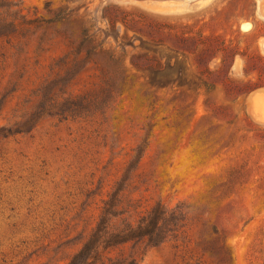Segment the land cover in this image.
<instances>
[{"label":"rangeland","instance_id":"1","mask_svg":"<svg viewBox=\"0 0 264 264\" xmlns=\"http://www.w3.org/2000/svg\"><path fill=\"white\" fill-rule=\"evenodd\" d=\"M261 1L0 0V264H264Z\"/></svg>","mask_w":264,"mask_h":264},{"label":"trees","instance_id":"2","mask_svg":"<svg viewBox=\"0 0 264 264\" xmlns=\"http://www.w3.org/2000/svg\"><path fill=\"white\" fill-rule=\"evenodd\" d=\"M113 201L105 202L97 228L92 234L90 240L86 241L81 249L72 257L68 264H93L99 248H108L118 244L131 242H143L146 246H158L165 240V232H173L178 228L179 218L176 215L177 210H171L167 215V211L160 207L152 209L146 217L142 218L134 227L125 229L126 234L122 235V240H97L98 234L104 228L103 224L110 220V216H116ZM122 232V231H121ZM120 234L114 235L113 239L119 238ZM144 239V240H143ZM91 259V261H89ZM124 264H137L134 259H131Z\"/></svg>","mask_w":264,"mask_h":264},{"label":"bare ground","instance_id":"3","mask_svg":"<svg viewBox=\"0 0 264 264\" xmlns=\"http://www.w3.org/2000/svg\"><path fill=\"white\" fill-rule=\"evenodd\" d=\"M263 1H264V0H263ZM263 1H261V2H263ZM259 3H260V2H259ZM261 5H262V4H261ZM261 5H260V6H261ZM260 8H261V7H260ZM261 11H262V10H261ZM261 13H262V12H261Z\"/></svg>","mask_w":264,"mask_h":264}]
</instances>
